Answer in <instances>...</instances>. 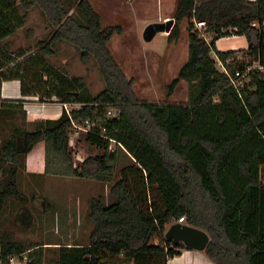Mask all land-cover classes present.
I'll return each instance as SVG.
<instances>
[{
  "label": "trees",
  "instance_id": "trees-1",
  "mask_svg": "<svg viewBox=\"0 0 264 264\" xmlns=\"http://www.w3.org/2000/svg\"><path fill=\"white\" fill-rule=\"evenodd\" d=\"M73 1L83 23L68 15L62 0H0V88L5 81H19L21 96L35 97L39 104H86L72 111L75 121L112 107L117 115L103 127L108 138L121 144L130 164L115 179L117 158L108 153L109 142L85 135L98 153L75 165L64 112L56 120L35 121L31 132L13 127L0 144V166L9 164L0 183V207L8 197L26 201L16 187L19 158L44 142L45 171L111 185V202L98 197L89 203L87 244L60 247L54 264H166L189 250L164 238L180 218L208 234L203 253L214 264H264V81L250 73L248 83L236 91L214 62V57L225 65L232 60L227 69L233 71L257 59L264 50V0H176L167 39L178 40L185 20L188 58L165 88L169 96L187 82L184 104H138L132 81L108 49L120 27L102 28L88 0ZM34 6L54 32L31 54L8 52L3 41L24 26ZM195 25L210 35L209 41ZM231 36L247 43L242 62L234 61L236 51L216 49L218 40ZM59 40L78 48L82 62L94 58L106 83L103 91L91 96L81 78H68L47 62L51 45ZM7 105L0 102L2 108ZM22 216L29 221L26 212ZM155 236L161 244H151ZM43 257L42 247L8 238L0 243V264L22 263L23 258V264H43Z\"/></svg>",
  "mask_w": 264,
  "mask_h": 264
},
{
  "label": "rangeland",
  "instance_id": "rangeland-1",
  "mask_svg": "<svg viewBox=\"0 0 264 264\" xmlns=\"http://www.w3.org/2000/svg\"><path fill=\"white\" fill-rule=\"evenodd\" d=\"M88 1L99 15L102 28L119 26L121 29L120 34L111 37L108 49L126 80L132 81L131 89L136 102L184 104L187 101V82L181 81L169 96L165 87L176 78L179 69L187 61V22L183 20L180 23L177 41H169V33L165 32L156 34L148 43L142 38L147 25L163 23L165 18L173 19L176 0ZM62 2L68 15L83 23L75 2ZM195 29L207 41L210 40V35L201 26L195 25ZM53 32L54 27L41 10L34 6L29 10L24 26L3 43L7 44L10 53L23 50L31 54L38 49V43L48 41ZM246 48L247 43L242 36H231L216 42L218 51H236L235 59L241 57ZM51 49L53 55L46 57L47 62L68 78H81L91 96H96L106 88L93 57L82 62L80 50L63 40L53 43ZM13 127L31 132L33 123L26 124L19 112L6 115L0 113V144L8 139ZM70 149L75 165L98 153V150L84 141L83 135L78 137L74 145H70ZM116 158L115 179L120 169L130 164L129 156L121 150L116 152ZM8 169L9 164L0 166V183ZM110 186L94 179L61 175L54 169L45 171V143H38L31 152L21 156L18 162L16 187L26 201L8 197L0 207V243L8 238L25 245L42 247L43 264H54L58 260L60 247L73 243L81 246L87 244L92 230L88 219L89 203L98 197H102L106 203L111 202ZM24 212L29 216V221L22 216ZM68 216L74 217V223H77V217L80 216V232L75 235H69L62 226L64 217ZM151 244H161L160 237H153ZM25 261L23 258L22 264ZM13 262L19 263L18 260Z\"/></svg>",
  "mask_w": 264,
  "mask_h": 264
},
{
  "label": "built area",
  "instance_id": "built-area-1",
  "mask_svg": "<svg viewBox=\"0 0 264 264\" xmlns=\"http://www.w3.org/2000/svg\"><path fill=\"white\" fill-rule=\"evenodd\" d=\"M252 26L254 27L256 25L252 24ZM201 37L204 38L202 35ZM234 61L242 62L243 57L241 56L235 59ZM214 62L217 70L227 77V82H228L227 86L233 88L236 91L241 90L248 83L250 73L253 72L256 73V75L261 80L264 81V50L261 51V53L258 55L255 61L245 65L243 70L234 68L233 71H229L227 69V65L234 64L232 60H227L226 61L227 65H225V63H222L216 57H214ZM215 101L216 100L213 99V102ZM59 104H61L63 112L70 120V130L68 133L69 146L74 145L75 141H77L78 137H80L81 135L83 136L96 135L100 138L106 139L109 142V146H108L109 154L116 153L118 150L125 152L121 144L117 143L115 140L110 139L106 136V129L105 127H103V123H105L106 120L114 118L117 115L116 110H114L112 107L104 106L103 113L94 112V114H92L87 118H84L80 121H75L72 118V114H71L72 111H79L83 107H85L86 104H82V103H74V104L59 103ZM75 157H77V155ZM80 161L82 162L83 160ZM178 222L184 223V218H180Z\"/></svg>",
  "mask_w": 264,
  "mask_h": 264
},
{
  "label": "crops",
  "instance_id": "crops-1",
  "mask_svg": "<svg viewBox=\"0 0 264 264\" xmlns=\"http://www.w3.org/2000/svg\"><path fill=\"white\" fill-rule=\"evenodd\" d=\"M168 18L163 19V22L167 21ZM35 97L23 98L20 93L19 81H5L1 84L0 88V102H5V107L0 106V113H14L19 112L24 118V122L31 125L35 121L39 120H56L60 117L63 112L61 104L52 102L49 104H39L36 102ZM18 102H23L22 106L19 107ZM78 203V200H77ZM77 223H74V217H64L63 225L69 235H75L80 232V216L77 217ZM70 225V229L68 226ZM76 245H69L71 247ZM50 246V245H48ZM19 262V261H18ZM10 264H22L21 262L15 263L13 260ZM166 264H214L211 262L203 252H197L194 250H183L179 256L169 259Z\"/></svg>",
  "mask_w": 264,
  "mask_h": 264
},
{
  "label": "water",
  "instance_id": "water-1",
  "mask_svg": "<svg viewBox=\"0 0 264 264\" xmlns=\"http://www.w3.org/2000/svg\"><path fill=\"white\" fill-rule=\"evenodd\" d=\"M173 19L167 20L163 23H151L147 25L142 33L144 42H150L159 33H169ZM164 238L173 245H183L189 250L203 252L209 242V236L206 232L194 228L184 223L171 224L164 233Z\"/></svg>",
  "mask_w": 264,
  "mask_h": 264
}]
</instances>
